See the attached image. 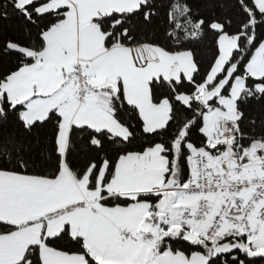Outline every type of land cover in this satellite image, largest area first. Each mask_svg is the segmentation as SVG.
I'll use <instances>...</instances> for the list:
<instances>
[{
  "label": "snow or ice",
  "instance_id": "6c2138e0",
  "mask_svg": "<svg viewBox=\"0 0 264 264\" xmlns=\"http://www.w3.org/2000/svg\"><path fill=\"white\" fill-rule=\"evenodd\" d=\"M0 264H264V0H0Z\"/></svg>",
  "mask_w": 264,
  "mask_h": 264
},
{
  "label": "trees",
  "instance_id": "16d2710c",
  "mask_svg": "<svg viewBox=\"0 0 264 264\" xmlns=\"http://www.w3.org/2000/svg\"><path fill=\"white\" fill-rule=\"evenodd\" d=\"M0 30H2L7 35L13 36L17 35L19 31L16 21H12L10 24L2 26V29Z\"/></svg>",
  "mask_w": 264,
  "mask_h": 264
}]
</instances>
